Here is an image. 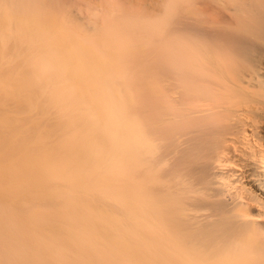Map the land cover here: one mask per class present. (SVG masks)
I'll use <instances>...</instances> for the list:
<instances>
[{
    "label": "bare ground",
    "instance_id": "6f19581e",
    "mask_svg": "<svg viewBox=\"0 0 264 264\" xmlns=\"http://www.w3.org/2000/svg\"><path fill=\"white\" fill-rule=\"evenodd\" d=\"M151 1L0 0V260L7 239L46 264H203L184 241L218 217L264 225V4L207 0L247 4L254 39L233 64L195 58L193 88L136 61Z\"/></svg>",
    "mask_w": 264,
    "mask_h": 264
},
{
    "label": "snow or ice",
    "instance_id": "6c2138e0",
    "mask_svg": "<svg viewBox=\"0 0 264 264\" xmlns=\"http://www.w3.org/2000/svg\"><path fill=\"white\" fill-rule=\"evenodd\" d=\"M264 4V0H261ZM37 9L56 10V3L34 4ZM231 17L218 15L207 0H167L154 5L157 15V35L135 50L136 61L149 69V81L155 78L181 81L193 88L201 81L202 75L194 67L195 58L205 50L211 51L224 63L233 64L241 58L244 49L254 33L250 19L245 11L247 4H237ZM213 34L227 37L222 41L212 40ZM176 37H181L176 40ZM261 40L264 41V27ZM264 160V156H262ZM264 184V176L260 177ZM264 216V201H261ZM175 212L176 202L167 206ZM222 231L202 239L200 242L185 240V245L199 253L215 255L217 258L203 264H264V225L257 234L254 225L244 223L231 214L218 217ZM237 241H247L248 246L241 248ZM10 241L5 240V259L0 264H46L31 259L9 258ZM239 256V259L229 257Z\"/></svg>",
    "mask_w": 264,
    "mask_h": 264
},
{
    "label": "rangeland",
    "instance_id": "374dc122",
    "mask_svg": "<svg viewBox=\"0 0 264 264\" xmlns=\"http://www.w3.org/2000/svg\"><path fill=\"white\" fill-rule=\"evenodd\" d=\"M136 1L142 2L143 0H142V1H141V0H136ZM147 1H148V0H147ZM149 1H150V0H149ZM152 1H154V0H152ZM152 1H151V2H152ZM155 1H156V0H155ZM157 1H158V0H157Z\"/></svg>",
    "mask_w": 264,
    "mask_h": 264
}]
</instances>
